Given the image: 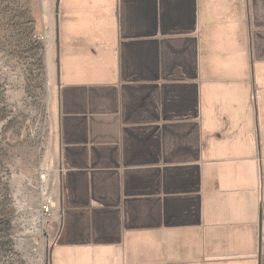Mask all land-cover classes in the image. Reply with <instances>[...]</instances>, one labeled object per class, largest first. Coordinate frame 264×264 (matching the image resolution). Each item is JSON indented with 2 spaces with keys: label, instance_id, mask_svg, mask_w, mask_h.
<instances>
[{
  "label": "crops",
  "instance_id": "1",
  "mask_svg": "<svg viewBox=\"0 0 264 264\" xmlns=\"http://www.w3.org/2000/svg\"><path fill=\"white\" fill-rule=\"evenodd\" d=\"M59 15L48 264H258L264 0Z\"/></svg>",
  "mask_w": 264,
  "mask_h": 264
},
{
  "label": "rangeland",
  "instance_id": "2",
  "mask_svg": "<svg viewBox=\"0 0 264 264\" xmlns=\"http://www.w3.org/2000/svg\"><path fill=\"white\" fill-rule=\"evenodd\" d=\"M56 1L0 0V264L49 262L45 168L58 108L51 68L55 63L58 83L62 60L60 48L58 64Z\"/></svg>",
  "mask_w": 264,
  "mask_h": 264
},
{
  "label": "water",
  "instance_id": "3",
  "mask_svg": "<svg viewBox=\"0 0 264 264\" xmlns=\"http://www.w3.org/2000/svg\"><path fill=\"white\" fill-rule=\"evenodd\" d=\"M60 5H61V0H57L56 1V5H55V15H56V23H55V29H56V44H57V58H58V64L60 62ZM59 77H60V73H59ZM260 219H259V251H258V264H263V255H262V251H263V212H262V207L260 208Z\"/></svg>",
  "mask_w": 264,
  "mask_h": 264
},
{
  "label": "built area",
  "instance_id": "4",
  "mask_svg": "<svg viewBox=\"0 0 264 264\" xmlns=\"http://www.w3.org/2000/svg\"><path fill=\"white\" fill-rule=\"evenodd\" d=\"M44 214H45L47 217H50V218H51V215H52V208H51V207H45V209H44Z\"/></svg>",
  "mask_w": 264,
  "mask_h": 264
}]
</instances>
